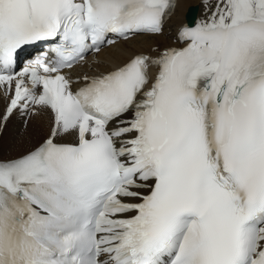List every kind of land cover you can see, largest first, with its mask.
Returning a JSON list of instances; mask_svg holds the SVG:
<instances>
[{
  "label": "snow or ice",
  "instance_id": "6c2138e0",
  "mask_svg": "<svg viewBox=\"0 0 264 264\" xmlns=\"http://www.w3.org/2000/svg\"><path fill=\"white\" fill-rule=\"evenodd\" d=\"M202 3L179 47L81 83L65 70L162 34L180 0H0L3 119L52 114L0 159V264H264V0Z\"/></svg>",
  "mask_w": 264,
  "mask_h": 264
},
{
  "label": "bare ground",
  "instance_id": "6f19581e",
  "mask_svg": "<svg viewBox=\"0 0 264 264\" xmlns=\"http://www.w3.org/2000/svg\"><path fill=\"white\" fill-rule=\"evenodd\" d=\"M201 0H180L173 20L175 25L186 23V15L191 7H200ZM172 36H142L117 44L97 55L98 62L92 65L93 71L107 72L115 66L126 63L133 55L150 52L153 47H169L172 45ZM156 53V52H154ZM0 89V159L10 160L18 158L36 148L48 137L52 128V114L36 107L37 113L28 118H19L13 115L7 120L6 113L8 100Z\"/></svg>",
  "mask_w": 264,
  "mask_h": 264
}]
</instances>
